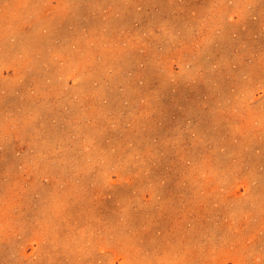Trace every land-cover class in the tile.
<instances>
[{
	"label": "rangeland",
	"instance_id": "374dc122",
	"mask_svg": "<svg viewBox=\"0 0 264 264\" xmlns=\"http://www.w3.org/2000/svg\"><path fill=\"white\" fill-rule=\"evenodd\" d=\"M0 264H264V0H0Z\"/></svg>",
	"mask_w": 264,
	"mask_h": 264
},
{
	"label": "bare ground",
	"instance_id": "6f19581e",
	"mask_svg": "<svg viewBox=\"0 0 264 264\" xmlns=\"http://www.w3.org/2000/svg\"><path fill=\"white\" fill-rule=\"evenodd\" d=\"M66 6V5H65Z\"/></svg>",
	"mask_w": 264,
	"mask_h": 264
}]
</instances>
